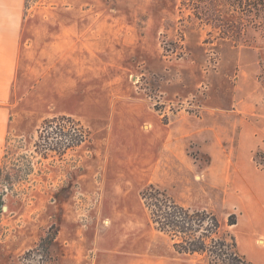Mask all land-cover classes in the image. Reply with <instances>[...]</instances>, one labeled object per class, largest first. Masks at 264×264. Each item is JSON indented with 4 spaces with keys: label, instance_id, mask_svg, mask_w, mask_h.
<instances>
[{
    "label": "rangeland",
    "instance_id": "obj_1",
    "mask_svg": "<svg viewBox=\"0 0 264 264\" xmlns=\"http://www.w3.org/2000/svg\"><path fill=\"white\" fill-rule=\"evenodd\" d=\"M187 4L0 0V29L16 27L24 48L0 159L14 158L12 149L24 155L1 184L4 263L209 264L155 228L140 194L150 183L217 213L222 234L257 242L258 188L243 198L231 173L206 172L213 155H243L262 180L264 26L223 38ZM62 115L84 127L86 140L62 156L38 154V129ZM256 257L264 261V250Z\"/></svg>",
    "mask_w": 264,
    "mask_h": 264
},
{
    "label": "trees",
    "instance_id": "obj_2",
    "mask_svg": "<svg viewBox=\"0 0 264 264\" xmlns=\"http://www.w3.org/2000/svg\"><path fill=\"white\" fill-rule=\"evenodd\" d=\"M188 3L192 17L199 19L221 31L223 38H238L247 26H264V0H184ZM237 29L240 31L239 34ZM264 72V64H263ZM56 125L58 130L49 128ZM84 127L70 116L62 115L46 119L36 141V152L46 156L48 150H54L61 156L74 150L86 140ZM56 134V136H54ZM55 137H60L55 140ZM20 145L24 139L18 140ZM14 158L4 155L0 165V182L17 174L21 166L16 163L24 155L15 157L18 151L12 149ZM19 159V160H18ZM14 172V173H12ZM141 197L150 214L155 228L168 234L173 246L179 253L205 254L212 264H254L237 248L234 235L221 233L219 216L207 208L187 207L179 202L165 187L150 183L142 188ZM4 192L0 190V204ZM237 223V214L232 213L228 225Z\"/></svg>",
    "mask_w": 264,
    "mask_h": 264
},
{
    "label": "crops",
    "instance_id": "obj_3",
    "mask_svg": "<svg viewBox=\"0 0 264 264\" xmlns=\"http://www.w3.org/2000/svg\"><path fill=\"white\" fill-rule=\"evenodd\" d=\"M19 32L16 27L5 26L3 29H0V159L2 155V149L4 143L12 130V125L15 119L14 107L12 104V95L14 88V81L18 78L21 59L23 56L24 48L20 41ZM27 49H25V53ZM61 56L64 57V51H62ZM207 167L206 174L208 176H224L227 173L233 175V182L231 186L236 191H240L243 194V198L246 197L247 193L254 191L253 189L258 188V193L255 194V204L253 212L255 215L256 226L259 237L257 242L254 239V234L246 235V243L237 240V248L239 247L242 250L240 252L242 255L248 257V259H253L256 264H264V261L256 257V253L260 250H264V170H261L262 180L255 178L256 172L249 163V157L241 155L238 159H233L229 155H220L217 157L213 155V158ZM221 183H216L214 186L219 187ZM1 190V182H0ZM252 213V210H251ZM217 214V213H216ZM237 224L231 225L232 228H235ZM251 229H254L251 227ZM261 231V232H260ZM240 233V232H239ZM59 236L56 239L58 242ZM0 240V264H6L7 260L5 257L10 254V250L3 247ZM174 247V246H173ZM176 250V249H175ZM64 252V251H62ZM55 255V254H54ZM66 255L64 253L57 254L58 262L63 261V257ZM251 257V258H249ZM6 262V263H4ZM61 264V263H60ZM176 264V263H171ZM191 264V263H185ZM212 264V263H209Z\"/></svg>",
    "mask_w": 264,
    "mask_h": 264
}]
</instances>
